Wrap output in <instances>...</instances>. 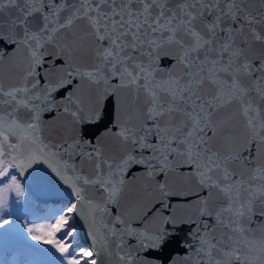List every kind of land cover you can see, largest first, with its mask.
Listing matches in <instances>:
<instances>
[{
    "label": "snow or ice",
    "instance_id": "obj_1",
    "mask_svg": "<svg viewBox=\"0 0 264 264\" xmlns=\"http://www.w3.org/2000/svg\"><path fill=\"white\" fill-rule=\"evenodd\" d=\"M38 164L62 264H264V0H0V209Z\"/></svg>",
    "mask_w": 264,
    "mask_h": 264
},
{
    "label": "rangeland",
    "instance_id": "obj_2",
    "mask_svg": "<svg viewBox=\"0 0 264 264\" xmlns=\"http://www.w3.org/2000/svg\"><path fill=\"white\" fill-rule=\"evenodd\" d=\"M49 205L63 206L62 203H34L26 192L22 197H17L14 191L10 194L9 204L0 209V219L9 221L7 225H0V264H62L59 254L50 245L32 241L25 227L54 222L49 217L56 207ZM77 243L83 245L78 237Z\"/></svg>",
    "mask_w": 264,
    "mask_h": 264
},
{
    "label": "water",
    "instance_id": "obj_3",
    "mask_svg": "<svg viewBox=\"0 0 264 264\" xmlns=\"http://www.w3.org/2000/svg\"><path fill=\"white\" fill-rule=\"evenodd\" d=\"M44 165L38 164L30 169L25 177H21L17 174L18 180H20L22 187H25V192L31 201L37 204L56 203L57 198L49 195L46 186L38 181V178L48 179V176L44 170ZM15 174V173H14ZM67 197V193L64 194ZM78 238L82 244H86V229H84L83 238L78 235Z\"/></svg>",
    "mask_w": 264,
    "mask_h": 264
},
{
    "label": "trees",
    "instance_id": "obj_4",
    "mask_svg": "<svg viewBox=\"0 0 264 264\" xmlns=\"http://www.w3.org/2000/svg\"><path fill=\"white\" fill-rule=\"evenodd\" d=\"M29 199H30V198H29ZM49 207H50V208H53V207L55 208V207H56V209H58L60 206H56V205L51 206V205H49ZM57 207H58V208H57ZM54 208H53V209H54ZM53 209H52V210H53ZM52 212H54V210H53ZM13 254H15V251L13 252Z\"/></svg>",
    "mask_w": 264,
    "mask_h": 264
}]
</instances>
